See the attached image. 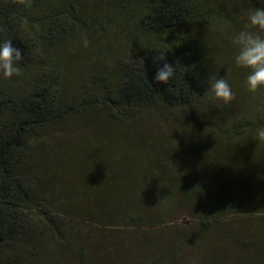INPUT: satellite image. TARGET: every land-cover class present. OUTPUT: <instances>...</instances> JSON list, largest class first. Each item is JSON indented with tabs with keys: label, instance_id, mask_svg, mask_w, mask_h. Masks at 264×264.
<instances>
[{
	"label": "trees",
	"instance_id": "16d2710c",
	"mask_svg": "<svg viewBox=\"0 0 264 264\" xmlns=\"http://www.w3.org/2000/svg\"><path fill=\"white\" fill-rule=\"evenodd\" d=\"M104 1L0 0L23 55L0 76V264H264V90L230 42L258 0Z\"/></svg>",
	"mask_w": 264,
	"mask_h": 264
},
{
	"label": "clouds",
	"instance_id": "9594fccd",
	"mask_svg": "<svg viewBox=\"0 0 264 264\" xmlns=\"http://www.w3.org/2000/svg\"><path fill=\"white\" fill-rule=\"evenodd\" d=\"M258 2L261 7L248 8L243 14L244 22L230 37L234 50L232 64L236 69L245 70L243 84L253 94L264 90V0ZM83 44L86 47L88 40L84 39ZM22 58L21 50L14 47L11 40L0 42V76L4 79L18 76V62ZM155 60L158 62L156 71L149 83L168 85L175 76L174 64L165 62L163 53L157 54ZM195 78L199 80L198 87L206 89L202 96L209 101L228 105L234 100L235 93L225 76L214 73L206 79ZM254 139L257 144H264V126L256 128Z\"/></svg>",
	"mask_w": 264,
	"mask_h": 264
},
{
	"label": "rangeland",
	"instance_id": "374dc122",
	"mask_svg": "<svg viewBox=\"0 0 264 264\" xmlns=\"http://www.w3.org/2000/svg\"><path fill=\"white\" fill-rule=\"evenodd\" d=\"M97 2V7L102 6L104 4H106L107 1L104 0H95ZM93 44V45H92ZM96 50H97V46H96V40H94L93 42H91V50L87 52V55L90 59V64L92 66H97V63L101 62V61H96L95 57H96ZM102 62L99 64L101 65ZM166 128H169V130L171 131V125L167 126ZM187 215L182 216V218H180L181 221L187 220ZM241 231L245 232V227L241 226ZM213 233H216V230H213ZM216 235H213V237H215ZM220 238V237H218ZM166 239V238H165ZM164 241V239L162 238V242ZM158 248H160V246L157 244ZM229 247V246H228ZM147 249L149 250L148 244H147V240L144 239V242L141 244L140 247H138L135 251V254H133L131 256L132 259H135L137 257H139V255H143V253L141 251L138 250H143V251H147ZM217 251H222L223 253H220L218 255L219 257V261H221V264H225V260H228L229 257V253L231 252L230 248H224L223 246H217L216 247ZM126 261V260H125ZM128 263V261H126Z\"/></svg>",
	"mask_w": 264,
	"mask_h": 264
}]
</instances>
